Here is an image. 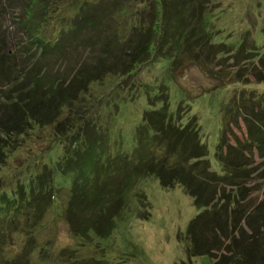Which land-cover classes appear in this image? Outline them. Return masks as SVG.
<instances>
[{"label":"trees","instance_id":"16d2710c","mask_svg":"<svg viewBox=\"0 0 264 264\" xmlns=\"http://www.w3.org/2000/svg\"><path fill=\"white\" fill-rule=\"evenodd\" d=\"M10 1L16 6L10 7L15 9L9 15L11 24L5 26L0 20V165L35 129L46 126L53 128L52 135L59 137L64 149L50 164L36 162L27 185H19L17 194L23 199L11 222L16 224L23 214L37 219L43 209L47 211L54 182L71 173L62 208L66 226L74 235L92 233L104 239L125 207L126 194L137 180L148 176L163 189L180 186L197 211L185 227V259L179 264H193L191 258L200 255L212 264H264V166H255L252 159V152L264 147V92L240 89L221 106L213 153L219 173L209 168L195 116L182 124L178 111L169 110L166 93L149 100L141 113L132 131L133 150L112 155L105 151L102 131L94 132L92 120L85 119L86 109L79 104L91 83L127 75L157 59L169 61L171 77L184 62L196 64L217 80L210 90L228 83L264 82V23L261 48L244 32L226 71L211 66H218L215 58L230 48L210 42L203 24L205 0H148V9L140 10L125 36L115 27L99 29L101 19L84 1L71 24L48 37L44 35L47 8H54L53 4L46 0H7V4ZM6 6L1 4L0 14ZM78 44L79 59L70 70L62 69L67 50ZM239 123L245 133L242 143L233 131ZM252 176L257 183L263 180L255 201L247 193ZM0 204L1 219L4 202ZM25 223L21 225L32 237L37 224L29 228ZM5 234L0 231L1 244Z\"/></svg>","mask_w":264,"mask_h":264},{"label":"rangeland","instance_id":"374dc122","mask_svg":"<svg viewBox=\"0 0 264 264\" xmlns=\"http://www.w3.org/2000/svg\"><path fill=\"white\" fill-rule=\"evenodd\" d=\"M6 1L0 0V6L2 3L7 5L2 10L4 14H0L5 26L11 24L9 15L15 10L10 9L15 6L14 3L10 1L7 4ZM84 1L89 5L91 3L92 11L101 19L97 23L99 29L115 27L117 32L122 33L121 36H125L126 30L136 22L140 10L148 9V0H46L54 8L50 5L47 8L49 21L44 35L53 36L66 24L67 28L76 16L74 13L78 11V5ZM205 1L203 24L210 42L230 48V52L215 58L220 62L218 66H211L227 71L232 64L231 54L244 32H249L256 46L261 48L264 0ZM143 21L146 24L145 19ZM79 50V44L67 50L62 69H71L74 60L79 59ZM168 66L169 61L157 59L135 67L127 75H110L91 83L88 95L79 101L80 106L86 109L85 119L92 120L95 133L102 131L106 152L111 155L116 151L130 152L134 147L132 131L141 113L148 108L149 100L166 93L169 110L172 113L178 111L182 124L191 115L195 116L200 141L206 146L209 168L219 173L213 153L219 133L221 106L232 92L240 89L264 92V82L246 85L228 83L210 90L217 80L206 76L196 64L184 62L181 68L175 70L173 78L168 73ZM55 70L53 65L52 71ZM158 106L159 102H156L154 107ZM52 129L50 126L35 129L20 148L6 154L5 162L0 165V203L4 202L0 231L6 232L4 242L0 243V264H179L185 259L184 230L197 211L180 186L163 189L153 177L146 176L134 183L126 194L125 207L104 239L92 233L74 235L68 230L62 208L69 194L71 173L54 182L55 194L47 211L43 209L37 219L33 215H19V221L13 224L10 219L14 208L23 199L17 194L19 185H27L28 179L37 170L36 162L50 164L64 150L62 143L56 139L59 137L52 135ZM233 131L242 143L245 138L242 123ZM262 150L252 152L255 166H264V147ZM261 176L264 177V171ZM262 185L263 180L257 183L253 176L249 177L247 193L252 201L260 198ZM27 221L29 228L31 224L40 225L37 229L35 226L32 237L26 231L27 226L24 228L21 225ZM191 261L193 264H212L206 255L194 256Z\"/></svg>","mask_w":264,"mask_h":264}]
</instances>
